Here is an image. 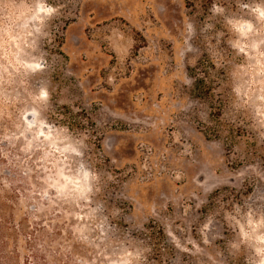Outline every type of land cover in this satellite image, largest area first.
<instances>
[{
    "label": "rangeland",
    "instance_id": "obj_1",
    "mask_svg": "<svg viewBox=\"0 0 264 264\" xmlns=\"http://www.w3.org/2000/svg\"><path fill=\"white\" fill-rule=\"evenodd\" d=\"M1 201L52 264H264V0H0Z\"/></svg>",
    "mask_w": 264,
    "mask_h": 264
},
{
    "label": "trees",
    "instance_id": "obj_2",
    "mask_svg": "<svg viewBox=\"0 0 264 264\" xmlns=\"http://www.w3.org/2000/svg\"><path fill=\"white\" fill-rule=\"evenodd\" d=\"M200 64L205 68V70L209 68H215L213 63H209L206 60L200 61ZM206 72L208 73V71ZM210 87L211 84H207L204 78H199L196 80L195 90H197V94L199 96H210ZM6 214L7 213L4 209V203L1 201L0 219L2 222H0V264H52V261L47 259L38 248L42 238L38 234L37 229L31 231H28L27 229H22L21 231L12 230L5 223L6 221L8 222ZM148 228L150 231L148 238L153 240L151 246L155 251L156 257L154 258L156 259L157 257L164 256L167 253L164 230L159 225L157 227L149 226ZM23 236L25 238H23ZM22 246L30 247L32 253L28 254L26 260H24L22 263H19L21 254L18 250Z\"/></svg>",
    "mask_w": 264,
    "mask_h": 264
}]
</instances>
